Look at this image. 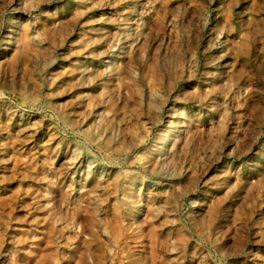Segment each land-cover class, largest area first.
I'll return each instance as SVG.
<instances>
[{"label":"rangeland","instance_id":"1","mask_svg":"<svg viewBox=\"0 0 264 264\" xmlns=\"http://www.w3.org/2000/svg\"><path fill=\"white\" fill-rule=\"evenodd\" d=\"M0 264H264V0H0Z\"/></svg>","mask_w":264,"mask_h":264}]
</instances>
